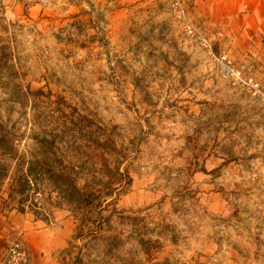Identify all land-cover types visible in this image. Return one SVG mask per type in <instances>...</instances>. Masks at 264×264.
<instances>
[{"label": "rangeland", "instance_id": "1", "mask_svg": "<svg viewBox=\"0 0 264 264\" xmlns=\"http://www.w3.org/2000/svg\"><path fill=\"white\" fill-rule=\"evenodd\" d=\"M0 169V262L264 264V0H0Z\"/></svg>", "mask_w": 264, "mask_h": 264}, {"label": "trees", "instance_id": "2", "mask_svg": "<svg viewBox=\"0 0 264 264\" xmlns=\"http://www.w3.org/2000/svg\"><path fill=\"white\" fill-rule=\"evenodd\" d=\"M3 170V169H0ZM43 175V171L41 170H36L33 169L32 167H29L25 173L22 174V176L20 177V182H19V188L18 190H16V194L19 196H24L26 195L29 190L31 189L32 185H38L40 182L37 181V177H41ZM6 174L4 175H0V180H2V177H5ZM34 178V180H33ZM72 183V188L75 190V192L78 194V205L80 207L81 210H87L88 215L89 214H94V212H96V217L100 218L102 215V203H97L96 204V198H94L91 193H88L87 191H84L83 189H81L75 182V180H70ZM67 206L71 207L72 203L71 202H66ZM99 204V208H97ZM79 209V208H78ZM97 209V210H95ZM20 212H23V209H19ZM93 216H91V218H89V221H92ZM109 222V221H108ZM86 225H90L91 222H89L88 224V220H86ZM96 222L92 223V226L89 228V232L92 233L94 232V234H99L101 229L98 228L97 226H95ZM68 252V249H65L62 254H65Z\"/></svg>", "mask_w": 264, "mask_h": 264}, {"label": "crops", "instance_id": "3", "mask_svg": "<svg viewBox=\"0 0 264 264\" xmlns=\"http://www.w3.org/2000/svg\"><path fill=\"white\" fill-rule=\"evenodd\" d=\"M63 244H64V236L60 234H56L49 230L42 231L38 233L36 236H31L28 240L29 249L34 253L40 252L42 250L55 251L59 247L63 246ZM30 260H33L30 262L31 264H38L40 262V260L35 258ZM48 263L55 264V261H51Z\"/></svg>", "mask_w": 264, "mask_h": 264}, {"label": "built area", "instance_id": "4", "mask_svg": "<svg viewBox=\"0 0 264 264\" xmlns=\"http://www.w3.org/2000/svg\"><path fill=\"white\" fill-rule=\"evenodd\" d=\"M20 245L16 244L14 247L8 249L5 257L1 260L0 264H12V261H18L19 257L21 256Z\"/></svg>", "mask_w": 264, "mask_h": 264}]
</instances>
